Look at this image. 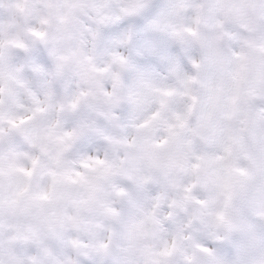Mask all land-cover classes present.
I'll return each mask as SVG.
<instances>
[{"label": "clouds", "instance_id": "9594fccd", "mask_svg": "<svg viewBox=\"0 0 264 264\" xmlns=\"http://www.w3.org/2000/svg\"><path fill=\"white\" fill-rule=\"evenodd\" d=\"M0 264H264V0H0Z\"/></svg>", "mask_w": 264, "mask_h": 264}]
</instances>
